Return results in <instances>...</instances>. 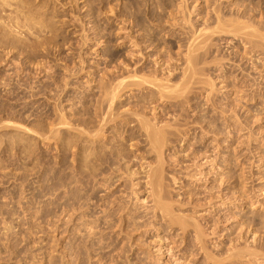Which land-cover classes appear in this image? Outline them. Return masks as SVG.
Wrapping results in <instances>:
<instances>
[{
	"label": "rangeland",
	"instance_id": "1",
	"mask_svg": "<svg viewBox=\"0 0 264 264\" xmlns=\"http://www.w3.org/2000/svg\"><path fill=\"white\" fill-rule=\"evenodd\" d=\"M9 1L8 6L0 2V264H224L227 257L249 246L252 251H260V257H232L225 264H264V0ZM233 15L238 18L237 25L241 22L239 29L249 26L250 31H239L237 25L233 30ZM215 16L227 19L226 24L232 20V28L227 26L230 34L226 28L225 33L215 31L212 39L205 35L196 40L200 30L214 28ZM252 28L258 29L253 33L257 37L251 33ZM250 33L254 38H249ZM208 38L211 40L206 49H211L210 54L199 61V76L187 87L183 99H159L157 89L142 84L139 87L136 79L134 84L133 80L126 81L124 86L131 88L119 90L121 94L118 92L111 109L105 102V88H115L118 79L132 76L141 68L145 72L139 77L155 71L158 79L168 78L166 86L180 85L188 70L187 48ZM169 71L175 72L171 78L166 75ZM154 106L159 107L155 113ZM104 114L109 118L103 119ZM143 120L150 125L158 123L161 131L166 125L170 126L166 131H176V137L164 142L161 154L155 149L151 152L152 145L143 135ZM95 130L97 136L90 138ZM111 150L113 154L118 150L124 157L118 154L119 159ZM106 152L118 158L111 157L116 163L103 164ZM158 164L164 168L159 169ZM92 166L97 168L93 170ZM155 171L159 173L152 179L156 186L152 187L150 176ZM154 193L163 197L164 204H170L172 215L167 212L171 218L156 209ZM174 217L187 222L193 218L192 222L200 224L208 256L195 240V228L190 226L183 237ZM249 218L257 219L255 225ZM252 232L260 241L257 246ZM209 254L217 258L216 263L207 260Z\"/></svg>",
	"mask_w": 264,
	"mask_h": 264
},
{
	"label": "bare ground",
	"instance_id": "2",
	"mask_svg": "<svg viewBox=\"0 0 264 264\" xmlns=\"http://www.w3.org/2000/svg\"><path fill=\"white\" fill-rule=\"evenodd\" d=\"M182 1H185V0H182ZM182 1H181V2H182ZM187 1H189V0H187ZM199 1H200V0H199ZM217 1H218V0H217ZM0 2H2V3L4 2V4H6V3H7V4H8V3H11L9 0H0ZM16 2H17V1H16ZM192 2H194V1H192ZM192 2H191V3H192ZM208 2H209V1H208ZM210 2H211V0H210ZM18 3H19V2H18ZM21 3H22V2H21ZM185 3H187V2H185ZM4 4H2V5H4ZM7 4H6V5H7ZM152 4H153V3H152ZM187 4H188V3H187ZM195 4H196V3H195ZM219 4H220V3H219ZM222 4H223V3H222ZM248 4H249V3H248ZM253 4H254V3H253ZM2 5H1V6H2ZM169 5H170V4H169ZM190 5H191V4H190ZM204 5H205V4H204ZM212 5H213V4H212ZM245 5H246V4H245ZM7 6H8V5H7ZM17 6H19V5H17ZM20 6H21V5H20ZM20 6H19V8H21ZM206 6H207V5H206ZM206 6H205V7H206ZM9 7H10V4H9ZM11 7H12V6H11ZM113 7H114V5H113ZM187 7H188V6H187ZM187 7H186V9H189V8H187ZM194 7H195V6H194ZM203 7H204V6H203ZM238 7H239V5H238ZM256 7H257V6H256ZM17 8H18V7H17ZM19 8H18V9H19ZM23 8H24V7H23ZM111 8H112V7H111ZM140 8H141V7H140ZM195 8H198V7H195ZM195 8H194V10H196ZM216 8H217V6H216ZM223 8H224V7H223ZM226 8H227V7H226ZM243 8H244V7H243ZM263 8H264V7H263ZM103 9H104V8H103ZM178 9H179V8H178ZM180 9H181V7H180ZM201 9H202V8H201ZM260 9H261V8H260ZM110 10H111V9H110ZM147 10H148V9H147ZM182 10H183V9H182ZM184 10H185V9H184ZM184 10L182 11V13L184 12ZM242 10H243V9H242ZM251 10H252V9H251ZM253 10H254V9H253ZM256 10H257V9H256ZM256 10H255V11H256ZM0 11H3V10L1 9ZM6 11H8V10H6ZM20 11H21V10H20ZM106 11H107V10H106ZM106 11H105V12H106ZM112 11H113V9H112ZM115 11H116V10H115ZM115 11H114V12H115ZM118 11H119V10H118ZM187 11H188V10H187ZM187 11H186V12H187ZM245 11H246V10H245ZM248 11H249V10H248ZM248 11H246V12H248ZM114 12L112 13L113 15H114ZM186 12H185V14H186ZM189 12H191V11H189ZM189 12H188V15H189ZM193 12H194V11H193ZM193 12H192V13H193ZM222 12H223V11H222ZM232 12H233V11H232ZM241 12H242V11H241ZM1 13H2V12H1ZM11 13H12V12H11ZM11 13H10V14H11ZM18 13H19V11H18ZM21 13H22V12H21ZM109 13H110V12H109ZM180 13H181V12H180ZM192 13H191V14H192ZM214 13H215V11H214ZM220 13H221V11H220ZM7 14H8V12H7ZM12 14H13V13H12ZM107 14H108V13H107ZM185 14L183 15V17H185ZM210 14H211V13H210ZM212 14H213V13H212ZM222 14H223V13H222ZM246 14H247V13H246ZM246 14H245V15H246ZM248 14H249V13H248ZM250 14H251V13H250ZM260 14H261V13H260ZM263 14H264V13H263ZM193 15H194V13H193ZM193 15H192V16H193ZM2 16H3V15H2ZM4 16H5V15H4ZM32 16H33V15H32ZM171 16H172V15H171ZM190 16H191V15H190ZM216 16H217V14H216ZM216 16H215V17H216ZM235 16H236V15H235ZM238 16H239V15H238ZM250 16H251V15H250ZM256 16H257V15H256ZM261 16H262V15H261ZM261 16H260V17H261ZM9 17H10V16H9ZM11 17H12V16H11ZM20 17H21V16H20ZM26 17H27V16H26ZM122 17H123V16H122ZM179 17H180V16H179ZM224 17H225V16H224ZM233 17H234V15H233ZM251 17H252V16H251ZM251 17H250V20H251ZM5 18H6V17H5ZM123 18H124V17H123ZM199 18H200V17H199ZM231 18H232V17H231ZM247 18H248V17H247ZM262 18H263V17H262ZM3 19H4V18H3ZM8 19H9V18H8ZM22 19H24V18H22ZM124 19H125V18H124ZM156 19H157V18H156ZM168 19H169V18H168ZM187 19H188V18H187ZM187 19H186V17H185V21H186ZM237 19H238V18H237ZM237 19H235V17H234V20H233L234 22H232V20H231V21L229 20V24H230V26H231L232 24H234V23L237 21ZM241 19H242V18H241ZM248 19H249V18H248ZM14 20H15V18H14ZM190 20H191V19H190ZM223 20H225V19L220 18V17H216V23H214V25H215V24H216V25L214 26V28L212 27L213 25L211 26L213 29H211V27H210V29H209V27L206 28V29H202V30L199 31V34H200V35L198 36L197 39H196L195 37H192V38H194V41H195V39H196V40H198L199 38L201 39V37L203 38V36H205V35H206V36L210 35V37H211L214 33H215V35H216V32H217V31H219V32H224V33H225L226 28H227V26H228L229 24H226V23H228V20H227V19H226L225 21H223ZM235 20H236V21H235ZM250 20H248V21H250ZM9 21H10V19H9ZM124 21H125V20H124ZM168 21H169V20H168ZM197 21H198V20H197ZM226 21H227V22H226ZM244 21H245V20H244ZM246 21H247V20H246ZM254 21H255V20H254ZM261 21H262V20H260V23H261ZM14 22H15V21H14ZM14 22H12V23H14ZM149 22H150V21H149ZM154 22H155V21H154ZM158 22H159V21H158ZM186 22H187V21H186ZM206 22H207V21H206ZM230 22H232V24H231ZM238 22H239V21H238ZM257 22H258V21H257ZM127 23H128V22H127ZM166 23H168V22H166ZM170 23H171V22H170ZM183 23H185V22H183ZM187 23H188V22H187ZM189 23H191V21H190ZM239 23H241V22H239ZM239 23H238V25H237V22H236V23L233 25V28H232V26H231V28H232L233 30H235V29L238 30L239 27H240V26H239V25H240ZM23 24H25V23H23ZM111 24H112V23H111ZM210 24H211V23H210ZM6 25H7V24H6ZM166 25H168V24H166ZM170 25H171V24H170ZM189 25H190V24H189ZM192 25H193V24H192ZM206 25H207V24H206ZM208 25H209V24H208ZM235 25H237V28H235ZM260 25H261V24H260ZM13 26H14V25H13ZM178 26H179V24H178ZM184 26H185V25H184ZM190 26H191V25H190ZM230 26H229V27H230ZM262 26H263V23H262ZM43 27H44V26H43ZM167 27H168V26H167ZM171 27H172V25H171ZM179 27H181V26H179ZM186 27H187V25H186ZM202 27H203V26H202ZM202 27H201V28H202ZM204 27H205V25H204ZM229 27L227 28V33L232 31V30H231V31L229 30ZM245 27H246V28H244V27H243V28H240L239 31H243V29H244V31H245V29L248 31V28H249V31H250L251 28H250L249 26H245ZM164 28H165V27H164ZM175 28H176V27H175ZM175 28H174V29H175ZM192 28H193V26H192ZM231 28H230V29H231ZM234 28H235V29H234ZM260 28H261V27H260ZM33 29H34V28H33ZM181 29L183 30V28H181ZM188 29H189V28H188ZM190 29H191V28H190ZM193 29H194V28H193ZM193 29H192V30H193ZM196 29H197V28H196ZM196 29H195V30H196ZM199 29H200V28H199ZM241 29H242V30H241ZM35 30H36V29H35ZM41 30H42V32H43V29H41ZM170 30H171V29H170ZM184 30H185V29H184ZM220 30H221V31H220ZM228 30H229V31H228ZM237 30H236V31H237ZM253 30H254V32H253ZM257 30H258V29H257ZM257 30L255 31V29L252 28L251 33H252V34H253V33H257V32H258ZM261 30H262V29H261ZM14 31H15V30H14ZM125 31H126V30H125ZM154 31H155V30H154ZM215 31H216V32H215ZM239 31H237V32H235V33H238ZM244 31H243V32H244ZM247 31H246V33L248 34ZM36 32H37V30H36ZM39 32H40V31H39ZM131 32H132V31H131ZM183 32H184V31H183ZM187 32H189V31H187ZM190 32H191V31H190ZM233 32H234V31H233ZM243 32H242V33H243ZM263 32H264V31H263ZM150 33H151V32H149V34H150ZM161 33H162V32H161ZM172 33H173V32H172ZM197 33H198V30H196V31L194 32L195 36H196ZM235 33H234V34H235ZM239 33H241V32H239ZM251 33H250V37H249V38H254V36L251 37V35H252ZM109 34H110V33H109ZM127 34H128V33H127ZM189 34H190V33H189ZM189 34H188V35H189ZM217 34H218V32H217ZM228 34H230V33H228ZM258 34H260V32H259ZM258 34H257V35H258ZM145 35H146V34H145ZM150 35H151V34H150ZM150 35H149V37H151ZM222 35H223V34H222ZM224 35H225V34H224ZM237 35H238V34H237ZM253 35H255V37H257L256 34H253ZM40 36H41V35H40ZM117 36H118V35H117ZM129 36H130V35H129ZM191 36H192V35H191ZM206 36H205V37H206ZM245 36H246V35H245ZM132 37H133V36H132ZM153 37H154V36H153ZM213 37H214V36H213ZM213 37H211V39H212ZM263 37H264V36H263ZM37 38H38V37H37ZM40 38H41V37H40ZM134 38H135V37H134ZM146 38H148V37H146ZM188 38H189V37H188ZM188 38H187V39H188ZM127 39H128V38H127ZM154 39H155V38H154ZM205 39H206V38H205ZM211 39L208 38L207 40H204L203 42L198 43V45H196V46H194V43H193L192 45L190 44L188 48L186 47V48L188 49V52H187L188 54L186 53V54H187V61H186V62H187L188 70H185V72H184V75H183V76H184V80L181 79L183 82L179 80V81L181 82L180 85H174V86H173V85L171 84V86H169V85L166 86L164 83L167 82V81H169L168 78H166L167 81H165V80H166L165 77H164L163 79H161V80H160V78L158 79L159 75H158L157 73H155V71H154V72H151V74H150L149 76H143V75H142L143 77H139L140 72H143L145 69H144V68H141V69H138V68H137L138 70L135 71V74H133L132 76H127V77H126V76H125V77L122 76V77H123L122 80L118 79L119 81H118L117 86H115V88L113 87V89H112V88L110 87V88H111V89H110V88L107 87L109 90H108L107 88H105V91H106V92L104 91V94H105V97H104V98H105V102H106V100L109 102V104H110V109H111V107H112V105H113V103H114V100H115L116 98H118V96L121 94V92H120V91L122 90L121 88L123 87V88L127 89V87H128V88L130 87L129 85H128L127 87L124 86V85H127L126 81H128V80H130V81L133 80V81L131 82V84H134V83H135L134 80H136V79H137V82H138V84H137V82H136V84L139 85V87H140V85L142 84V86H143V85H146V86L149 85V87L151 86V87H153L154 89H157V93L159 94V95H158L159 99H163V98H167V99L169 98V99H170V98H171L172 100H173V99H176V100H177V99L179 98L178 100H181L180 98H182V96L184 95L185 91L188 89L187 87H188V86H191L192 80H194V77L198 75V70H197L198 68H196V67H197V65L199 64V61H200L201 59H203L204 56L206 57V55L210 54L209 52H210L211 49H210V48L206 49V45L208 44V40H211ZM256 39H257V38H256ZM260 39L262 40L261 37H260ZM260 39H259V40H260ZM129 40H130V39H129ZM150 40H151V38H150ZM152 40H153V38H152ZM261 40H260V41H261ZM4 41H5V40H4ZM250 41H251V40H250ZM250 41H249V42H250ZM37 42H38V41H37ZM187 42L190 43L189 41H187ZM192 42H193V41H192ZM257 42H258V41H256L255 43H257ZM5 43H7V42L5 41ZM5 43H4V44H5ZM124 43H125V42H124ZM159 43H160V42H159ZM206 43H207V44H206ZM259 43H261V42H259ZM7 44H8V43H7ZM39 44H41V42H40ZM210 44H211V43H210ZM210 44H209V45H210ZM251 44H252V43H251ZM251 44H250V45H251ZM253 44H254V43H253ZM261 44H262V43H261ZM261 44H260V45H261ZM12 45H13V44H12ZM36 45H37V43H36ZM137 45H138V44H137ZM143 45H144V44H143ZM147 45H148V44H147ZM154 45H155V44H154ZM181 45H182V44H181ZM184 45H185V44H184ZM257 45H258V44H257ZM10 46H11V44H10ZM13 46H14V45H13ZM135 46H136V45H135ZM138 46H139V45H138ZM263 46H264V45H263ZM14 47H15V46H14ZM133 47H134V46H133ZM163 47H164V46H163ZM163 47H162V48H163ZM173 47H174V46H173ZM180 47H182V46H180ZM210 47H211V46H210ZM254 47H255V46H254ZM257 47H258V46H257ZM261 47H262V46H261ZM37 48H38V46H37ZM137 48H138V47H137ZM212 48H213V47H212ZM255 48H256V47H255ZM112 49H113V48H112ZM141 49H142V48H141ZM179 49H180V48H179ZM183 49H184V48H183ZM253 49H254V48H253ZM260 49H261V48H260ZM36 50H37V49H36ZM134 50H135V49H134ZM136 51H137V50H136ZM141 51H142V50H141ZM141 51H140V52H141ZM180 51H181V50H180ZM200 51H201V53H202L203 51H204V52H203L202 54H198V55H197V53H199ZM254 51H255V50H254ZM211 52H212V51H211ZM138 53H139V52H138ZM138 53H137V54H138ZM173 53H174V52H173ZM182 53H183V52H182ZM134 54H135V53H134ZM140 54H141V53H139V55H140ZM186 54H185V55H186ZM213 54H214V53H213ZM213 54H212V55H213ZM132 55H133V54H132ZM177 55H178V54H177ZM185 55H184V56H185ZM109 56H110V55H109ZM135 56H136V55H135ZM140 56H141V55H140ZM144 56H145V55H144ZM148 56H149V55H148ZM156 56H157V55H156ZM156 56H155V57H156ZM162 56H163V55H162ZM167 56H168V55H167ZM153 57H154V56H153ZM168 57H169V56H168ZM182 58H183V57H182ZM185 58H186V57H185ZM206 58H207V57H206ZM214 58H215V57H214ZM107 59H108V58H107ZM138 59H139V58H138ZM145 59H146V58H145ZM157 59H158V58H157ZM159 59H161V55H160ZM177 59H179V57H178ZM204 59H205V58H204ZM216 59H217V58H216ZM113 60H114V59H113ZM163 60H164V59H163ZM163 60H162V61H163ZM132 61H133V60H132ZM140 61H141V60H140ZM156 61H157V60H156ZM182 61H183V60H182ZM201 61H203V60H201ZM211 61H213V60L211 59ZM133 62H134V61H133ZM154 62H155V61H154ZM221 62H222V61H221ZM84 63H85V62H84ZM151 63H152V62H151ZM158 63H159V62H158ZM158 63H157V65H160V64H161V63H160V64H158ZM165 63H166V62H165ZM171 63H172V62H171ZM174 63H175V62H174ZM184 63H185V62H184ZM203 63H204V62H203ZM207 63H208V62H207ZM147 64H148V63H147ZM169 64H170V62H169ZM169 64H167V65L169 66ZM122 65H123V64H122ZM127 65H128V64H127ZM155 65H156V64H155ZM157 65H156L155 67H157ZM167 65H166V66H167ZM170 65H171V64H170ZM200 65H201V64H200ZM204 65H205V64H204ZM213 65H214V64H213ZM160 66L162 67V65H160ZM182 66H183V64H182ZM206 66H207V65H206ZM206 66H205V67H206ZM125 67H126V66H125ZM150 67H152V66H150ZM199 67H200V66H199ZM202 67H204V66H202ZM224 67H225V66H224ZM169 68H170V66H169ZM169 68H168V69H169ZM208 68H209V67H208ZM210 68H211V67H210ZM126 69H127V68H126ZM186 69H187V67H186ZM203 69L205 70V68H203ZM211 69H212V68H211ZM211 69H210V70H211ZM124 70H125V69H124ZM146 70H147V69H146ZM165 70H166V69H165ZM171 70H173V68H172ZM171 70H170V71H171ZM117 71H118V70H117ZM125 71H126V70H125ZM129 71H130V70H129ZM133 71H134V70H133ZM149 71H150V70H148V72H149ZM167 71H168V70H167ZM170 71H169V73L167 72L166 75H167V77H170V78H171V76H172L171 73H172L174 70H173L171 73H170ZM131 72H132V71H131ZM131 72H130V74H131ZM144 72H145V71H144ZM144 72H143V73H144ZM148 72H147V73H148ZM180 72H181V71H180ZM226 72H227V71H226ZM128 73H129V72H128ZM132 73H133V72H132ZM161 73H162V72H161ZM173 73H175V72H173ZM109 74H111V73H109ZM124 74H125V73H124ZM130 74H129V75H130ZM168 74H169V75H168ZM182 74H183V73H182ZM204 74H205V73H204ZM122 75H123V74H122ZM147 75H148V74H147ZM162 75H163V73H162ZM174 75H175V74H174ZM198 76H199V75H198ZM174 77H175V76H174ZM174 77H173V78H174ZM177 77H178V76H177ZM177 77H176V78H177ZM181 77H182V75H181ZM173 78H172V79H173ZM176 78H174V79H176ZM179 78H180V77H179ZM182 78H183V77H182ZM195 78H196V77H195ZM115 79H116V78H115ZM174 79H173V80H174ZM199 79H200V78H199ZM116 80H117V79H116ZM138 80H139V81H138ZM177 80H178V79H177ZM197 80H198V79H197ZM111 81H112V80H111ZM130 81H129V82H130ZM164 81H165V82H164ZM174 81H175V80H174ZM174 81H173V83H176V84H177V82H174ZM200 81H201V80H200ZM106 82H109V81H106ZM129 82H128V83H129ZM133 82H134V83H133ZM193 82H194V81H193ZM196 82H197V81H196ZM198 82H199V81H198ZM170 83H171V82H170ZM199 83H200V82H199ZM201 83H202V82H201ZM211 83H212V82H211ZM108 84H110V83H108ZM113 84H114V82H113ZM136 84H135V86H136ZM168 84H169V83H168ZM178 84H179V82H178ZM209 84H210V83H209ZM105 85H106V84H105ZM111 85H112V84H111ZM111 85H110V86H111ZM211 85H212V84H211ZM211 85H210V86H211ZM101 86H102V85H101ZM107 86H108V85H107ZM132 86H133V85H132ZM135 86H134V88H139L138 86H137V87H135ZM214 86H215V85H214ZM104 87H105V86H104ZM192 87H194V86H192ZM130 88H131V87H130ZM130 88H129V89H130ZM194 88H195V87H194ZM210 88H211V87H210ZM120 89H121V90H120ZM192 89H193V88H192ZM196 89H197V88H196ZM103 90H104V89H103ZM119 90H120V91H119ZM124 91H125V90H124ZM148 91H149V90H148ZM154 91H155V90H154ZM100 92H101V91H100ZM118 92H119V95H118ZM150 92H151V91H150ZM195 92H196V91H195ZM102 93H103V92H102ZM124 93H125V92H124ZM190 93H191V92H190ZM104 94H103V96H104ZM122 94H123V93H122ZM150 94H151V93H150ZM150 94H149V95H150ZM172 94H175V95H172ZM211 94H212V93H211ZM149 95H148V96H149ZM153 95H154V94H153ZM153 95H152V96H153ZM155 95H156V94H155ZM176 95H177V96H176ZM190 95H191V94H190ZM101 96H102V94H101ZM209 96H210V95H209ZM217 96H218V95H217ZM217 96H215V97H217ZM149 97H150V96H149ZM156 97H157V96H156ZM215 97H214V98H215ZM104 98H102V100H103ZM140 98H141V97H140ZM188 98H189V96H188ZM142 99H143V98H142ZM150 99H151V98H150ZM152 99H153V97H152ZM156 99H157V98H156ZM156 99H155V100H156ZM167 99H166V100H167ZM169 99H168V100H169ZM171 99H170V100H171ZM182 99H183V98H182ZM163 100H165V99H163ZM178 100H177V101H178ZM184 100L187 101L186 98H185ZM184 100H183V101H184ZM208 100H209V99H208ZM100 101H101V100H100ZM152 101H153V100H152ZM152 101H151V102H152ZM192 101H193V100H192ZM209 101H210V100H209ZM101 102H102V101H101ZM105 102L103 101V103H105ZM145 102L147 103V101H144V103H145ZM151 102H150V103H151ZM153 102H154V101H153ZM164 102H165V101H164ZM172 102H173V101H172ZM210 102H211V101H210ZM217 102H218V101H217ZM103 103H101V104L105 106V104H103ZM162 103H163V101H162ZM166 103H167V102H166ZM177 103L179 104V102H177ZM180 103H181V102H180ZM191 103H193V102H191ZM196 103H197V102H196ZM106 104H107V103H106ZM109 104H108V106H109ZM147 104H149V102H148ZM181 104L183 105V102H182ZM189 104H190V103H189ZM200 104H201V103H200ZM72 105H73V104H72ZM132 105H133V104H132ZM137 105H138V103H137ZM137 105H136V106H137ZM141 105H142V104H141ZM141 105H140V106H141ZM150 105H151V104H150ZM169 105H170V104H169ZM172 105H173V107L177 106V105H174V104H172ZM138 106H139V105H138ZM157 106H158V105H157ZM160 106H161V105H160ZM148 107H149V106H148ZM154 107H155V106H154ZM173 107H172V108H173ZM178 107H179V106H178ZM178 107H175L174 110L177 109ZM217 107H218V106H217ZM217 107H216V108H217ZM230 107H231V106H230ZM94 108H95V107H94ZM96 108H97V107H96ZM133 108H134V107H133ZM138 108H139V107H138ZM144 108H145V107H144ZM144 108H143V109H144ZM169 108H171V107H169ZM179 108H180V107H179ZM179 108H178V110H179ZM182 108H183V107H182ZM182 108H181V109H182ZM184 108H185V107H184ZM189 108H190V107H189ZM197 108H198V107H197ZM62 109H63V108H62ZM100 109H101V108H99V109L97 108V110H100ZM102 109H103V108H102ZM115 109H116V108H115ZM147 109H149V108H147ZM151 109H152V107H151ZM161 109H162V108H161ZM165 109H166V108H165ZM198 109H199V108H198ZM59 110H60V109H59ZM105 110H106V108H105ZM144 110H145V109H144ZM158 110H159V107H158V108L155 107V108H154V113L157 112ZM174 110H173V111H174ZM184 110H186V108H185ZM227 110H228V109H227ZM102 111H103V110H102ZM108 111H109V110H108ZM108 111H107V112H108ZM116 111H117V109H116ZM129 111H130V110H129ZM132 111H133V110H132ZM136 111H137V110H136ZM148 111H149V110H147V112H148ZM163 111H164V110H163ZM165 111H166V110H165ZM165 111H164V113L166 114ZM171 111H172V110H171ZM182 111H183V110H182ZM200 111H201V110H200ZM218 111H219V110H218ZM224 111H225V110H224ZM58 112H59V111H58ZM61 112H62V111H61ZM105 112H106V111H105ZM137 112H138V111H137ZM145 112H146V111H145ZM177 112H178V111H177ZM186 112H187V111H185V113H186ZM204 112H205V111H204ZM62 113H63V112H62ZM64 113H65V112H64ZM89 113H90V112H89ZM98 113H99V112H98ZM109 113H110V112H109ZM135 113H136V112H135ZM135 113H134V114H135ZM139 113H140V112H139ZM139 113H138V114H139ZM159 113H160V112H159ZM220 113H221V112H220ZM58 114H59V113H58ZM58 114H56V115H58ZM90 114H91V113H90ZM116 114H117V113H116ZM136 114H137V113H136ZM161 114H163V113H161ZM178 114H179V113H178ZM215 114H216V113H215ZM96 115H97V114H96ZM99 115H100V114H99ZM118 115H120V114H118ZM143 115H144V114H143ZM143 115H142V116H143ZM163 115H164V114H163ZM180 115H181V114H180ZM206 115H207V114H206ZM65 116H66V115H65ZM88 116H89V115H88ZM88 116H87V117H88ZM97 116H98V115H97ZM101 116H102V115H100V117H101ZM115 116H116V115H115ZM134 116H135V115H134ZM137 116H138V115H137ZM139 116H140V115H139ZM155 116H156V115H155ZM155 116H154V117H155ZM165 116H166V115H165ZM182 116H183V115H182ZM186 116H187V115H186ZM188 116H189V115H188ZM199 116H200V115H199ZM57 117H58V116H57ZM105 117H106V115L104 114V116H103L102 118L105 119ZM211 117H212V116H211ZM223 117H224V116H223ZM66 118H67V117H66ZM96 118H98V117H96ZM106 118H107V117H106ZM108 118H109V117H108ZM108 118H107V119H108ZM110 118H111V117H110ZM127 118H128V117H127ZM181 118H184V117H181ZM199 118H200V117H199ZM201 118H202V117H201ZM206 118H207V117H206ZM206 118H205V119H206ZM58 119H59V118H58ZM61 119H62V118H61ZM99 119H100V118H99ZM121 119H122V117H121ZM140 119L142 120L141 117H140ZM143 119L145 120L146 118L144 117ZM156 119L158 120L157 117H156ZM156 119H155V120H156ZM162 119H163V118H162ZM64 120H65V119H64ZM64 120H62V124H66V123L63 122ZM96 120H97V119H96ZM117 120H118V119H117ZM131 120H132V119H131ZM141 120H140V121H141ZM144 120H143V127H142L143 129H142V130L145 131V132H143V133H145V134H143V135L146 136V138L150 141L149 143H151L150 145H152L153 151H151V152H154V149H155V151H157V152L159 151L160 154H161V149H162V151H163V147L165 146V143H164V142H167L166 140H168V141L170 140V141H171V139H170L169 137H171V136H173V135L176 137V131H175V134H174L173 132H171V131H170V132H169V131H166L167 128H170L169 125H168V127H167V125H166V128H165V127L162 128V129H165V130L161 131V127H160V129H159V128H157L158 126H156L158 123L155 124V123H156V122H155V123H154L155 125H154V124H153L154 121H153V122H151L152 125H150L149 122H147V123L145 122V123H146V124H145V123H144ZM157 120H156V121H157ZM59 121H61V120H59ZM65 121H66V120H65ZM84 121H85V120H84ZM94 121H95V120H94ZM99 121H100V120H99ZM104 121H105V120H104ZM137 121H138V117H137ZM146 121H147V119H146ZM176 121H177V120H176ZM183 121H184V120H183ZM202 121H203V120H202ZM228 121H229V120H228ZM54 122H55V121H54ZM87 122H88V121H87ZM101 122H102V121H101ZM111 122H112V121H111ZM117 122H118V121H117ZM129 122H130V121H129ZM131 122H133V121H131ZM135 122H136V121H135ZM60 123H61V122H60ZM83 123H84V122H83ZM88 123H89L88 125L91 124V122H88ZM92 123H94V122L92 121ZM99 123H100V122H99ZM99 123H98V124H99ZM106 123H108V122H106ZM109 123H110V122H109ZM115 123H116V122H115ZM139 123H142V121L139 122ZM160 123H161V122H160ZM162 123H163V122H162ZM189 123H190V122H189ZM79 124H81V122H80ZM100 124H101V123H100ZM100 124H99V125H100ZM102 124H103V123H102ZM175 124H177V123H175ZM52 125H53V124H52ZM59 125H61V124H59ZM83 125H85V124H83ZM103 125H104V124H103ZM119 125H120V124H119ZM186 125H187V124H186ZM198 125H199V122H198ZM223 125H224V124H223ZM28 126H29V125H28ZM63 126H64V125H63ZM67 126H68V125H67ZM86 126H87V125H86ZM86 126H85V127H86ZM105 126H106V124H105ZM105 126H104V127H105ZM117 126H118V125H117ZM154 126H155V127H154ZM203 126H204V125H203ZM203 126H201V127H203ZM51 127H53V126H51ZM57 127H58V125H57ZM60 127H61V126H60ZM94 127H95V126H94ZM98 127H99V126H98ZM101 127H102V126H101ZM101 127H99V128H101ZM132 127H133V126H132ZM213 127H214V126H213ZM83 128H84V127H83ZM87 128H88V127H87ZM89 128H90V127H89ZM92 128H93V126H92ZM99 128H98V132L100 131ZM102 128H103V127H102ZM102 128H101V129H102ZM207 128H208V127H207ZM35 129H36V128H35ZM52 129H53V128H52ZM93 129H94V128H93ZM93 129H91V130H93ZM117 129H118V128H117ZM122 129H123V128H122ZM37 130H38V128H37ZM83 130H84V129H83ZM112 130H113V129H112ZM142 130H141V131H142ZM168 130H169V129H168ZM179 130H181V129H179ZM214 130H215V129H214ZM25 131H26V130H25ZM32 131H33V129H32ZM87 131H88V130H87ZM87 131H86V132H87ZM89 131H90V130H89ZM93 131H94V130H93ZM93 131H92V133H93ZM135 131H136V130H135ZM135 131H134V133H135ZM173 131H174V130H173ZM189 131H190V130H189ZM26 132H27V131H26ZM28 132H30V131H29V128H28ZM35 132H36V131H35ZM86 132L84 131V134H86ZM90 132H91V131H90ZM90 132H89V133H90ZM96 132H97V130H95L94 134H90V138H91L92 135H93V136L96 135V134H95ZM98 132H97V133H98ZM100 132H101V131H100ZM104 132H105V130H104ZM104 132H103V133H104ZM139 132H140V131H139ZM187 132H188V131H187ZM37 133H39V132H37ZM103 133H102V134H103ZM114 133H116V132H114ZM134 133H133V135H134ZM179 133H180V132H179ZM215 133H217V132H215ZM61 134H62V133H61ZM63 134H64V133H63ZM84 134H81V135H84ZM131 134H132V133H131ZM180 134H181V133H180ZM218 134H219V132H218ZM78 135H79V134H78ZM100 135H101V133H100ZM126 135H127V134H126ZM59 136H61V135H59ZM62 136H63V135H62ZM85 136H86V135H84V137H85ZM93 136H92V138H95L97 135H96L95 137H93ZM103 136H104V134H103ZM130 136H131V135H130ZM65 137H66V136H65ZM81 137H82V136H81ZM87 137H88V136H87ZM175 137H174V138H175ZM52 138H53V137H52ZM61 138H62V137H61ZM61 138H60V139H61ZM77 138H78V137H77ZM79 138H80V137H79ZM85 138H86V137H85ZM98 138H99V137H98ZM98 138H97V139H98ZM100 138H101V137H100ZM105 138H106V137H105ZM137 138H139V137H137ZM58 139H59V138H58ZM62 139H63V138H62ZM74 139H75V137H74ZM132 139H133V138H132ZM142 139H143V138H142ZM176 139H177V138H176ZM66 140H67V139H66ZM68 140H69V139H68ZM75 140H76V139H75ZM79 140H80V139H79ZM148 140H147V141H148ZM173 140H175V139H173ZM173 140H172V141H173ZM56 141H57V140H56ZM77 141H78V140H77ZM86 141H87V140H86ZM93 141H94V140H93ZM98 141H99V140H98ZM59 142H60V141H59ZM68 142H69V141H68ZM88 142H89V141H88ZM95 142H96V141H95ZM143 142H144V141H143ZM176 142H177V140H176ZM176 142H174V143H176ZM200 142H202V141H200ZM70 143H71V141H70ZM79 143H80V142H79ZM83 143H84V142H83ZM83 143H82V144H83ZM119 143H120V142H119ZM145 143H146V142H145ZM147 143H148V142H147ZM170 143H171V142H170ZM74 144H75V143H74ZM76 144H77V143H76ZM87 144H90V146H91L93 143H90V142H89V143H87ZM103 144H104V143H103ZM116 144H117V143H116ZM168 144H169V142H168ZM71 145H73V144H71ZM119 145H120V144H119ZM122 145H124V144H122ZM166 145H167V143H166ZM173 145H174V144H173ZM77 146H78V144H77ZM84 146H85V144H84ZM167 146H171V144H170V145H167ZM71 147H72V146H71ZM74 147H76V146L74 145ZM95 147H96V146H94V148H95ZM113 147H116V146H113ZM65 148H66V147H65ZM83 148H84V147H83ZM90 148H92V147H90ZM97 148H98V147H97ZM101 148H102V147H101ZM101 148H100V149H101ZM111 148H112V146H111ZM125 148H127V147H125ZM135 148H136V147H135ZM137 148H138V147H137ZM198 148H199V146H198ZM84 149H85V148H84ZM196 149H197V148H196ZM80 150H81V149H80ZM106 150H107V149H106ZM120 150L123 151L122 149H120ZM127 150H129V148H127ZM130 150H131V149H130ZM151 150H152V149H151ZM115 151H117L116 153L114 152L115 154H113V151H112V150H111V153H112L114 156L119 157L118 154L121 155V152L119 153L118 150H115ZM131 151H132V150H131ZM145 151H146V150H145ZM147 151H148V150H147ZM75 152H76V151H75ZM85 152H86V151H85ZM85 152H84V153H85ZM125 152H126V151H125ZM128 152H129V151H128ZM159 152H158V153H159ZM163 152H164V151H163ZM96 153H97V152H96ZM104 153H105V151H104ZM109 153H110V152H109ZM132 153H134V152L132 151ZM154 153H155V152H154ZM158 153H157V154H158ZM73 154H74V153H73ZM77 154H78V153H77ZM106 154L108 155L107 152H106ZM124 154H125V153H124ZM193 154H194V153H193ZM200 154H201V153H200ZM100 155H101V154H100ZM104 155H105V154H104ZM104 155H103V156H104ZM107 155H106V156H107ZM109 155H110V154H109ZM109 155H108V156H109ZM127 155H128V153H127ZM127 155L125 154V156H127ZM133 155H134V154H133ZM197 155H198V154H197ZM197 155H196V153H195V157H196V159H197ZM202 155H203V154H202ZM88 156H89V155H88ZM90 156H91V155H90ZM90 156H89V157H90ZM103 156H102L101 161H102V162L104 161V163H103L104 165L106 164V161H108L110 164L114 162V160L111 159V157L114 158V156H112V155L109 156L110 161L107 159L106 156H104V157H103ZM121 156H123V155H121ZM129 156H130V155H129ZM156 156H157V155H156ZM159 156H161V155H159ZM162 156H163V155H162ZM74 157H75V156H74ZM94 157H95V156H94ZM117 157H115V158H117ZM123 157H124V156H123ZM199 157L201 158V155H200ZM206 157H207V156H206ZM76 158H77V157H76ZM83 158H85V157H83ZM86 158H87V160H90V158H89V159H88V157H86ZM115 158H114V159H115ZM126 158L129 159V157H126ZM160 158H161V157H159V159H160ZM162 158H163V157H162ZM106 159H107V160H106ZM117 159H118V158H117ZM119 159H120V157H119ZM124 159H125V158H124ZM81 160H82V159H81ZM96 160H97V159H96ZM163 160H164V159H163ZM163 160H162V161H163ZM214 160H215V159H214ZM79 161H80V160H79ZM90 161H91V160H90ZM116 161H117V160H116ZM121 161H122V160H121ZM123 161H124V160H123ZM126 161H127V160H126ZM131 161H133V160H131ZM95 162H96V161H95ZM99 162H100V161H99ZM108 162H107V163H108ZM87 163H88V162H87ZM89 163H90V162H89ZM97 163H98V162H97ZM114 163H116V162H114ZM119 163H120V162H119ZM121 163L123 164V162H121ZM121 163H120V164H121ZM130 163L132 164V162H130ZM133 163H134V162H133ZM193 163H195V162H193ZM209 163H211V162H209ZM214 163H215V162H214ZM83 164H84V162H83ZM95 164H96V163H95ZM101 164H102V163H101ZM103 164H102V165H103ZM110 164H109V166H110ZM122 164H121V166H122ZM124 164H125V161H124ZM179 164H180V163H179ZM211 164H212V163H211ZM88 165H89V164H88ZM88 165L86 166V167H87L86 169L89 168ZM114 165H115V164H114ZM127 165H128V164H127ZM171 165H172V164H171ZM193 165H194V164H193ZM98 166L100 167L99 164H98ZM106 166H107V165H106ZM121 166H120V168H121ZM93 167H94V166H92V168H91V167H90V168L93 169V170L97 168V167H95V168H93ZM102 167H103V166H102ZM104 167H105V166H104ZM104 167H103V168L100 167V169H104ZM110 167H111V166H110ZM124 167H125V166H124ZM124 167H123V168H124ZM129 167H130V166H129ZM160 167H161V166H160ZM162 167H163V166H162ZM162 167H161V168H162ZM197 167H198V166H197ZM77 168H78V167H77ZM81 168H82V167H81ZM158 168H159V164H158ZM161 168H159V169H161ZM163 168H164V167H163ZM212 168L215 169L216 167H215L214 165H212ZM106 169H107V168H106ZM117 169H118V166H117L116 170H117ZM127 169H129V168H127ZM93 170H92V171H93ZM118 170H120V169H118ZM77 171H80V170H77ZM82 171H83V170H82ZM86 171H87V170H86ZM127 171H128V170H127ZM231 171H232V170H231ZM87 172H88V171H87ZM100 172H101V171H100ZM111 172L113 173V171H111ZM116 172H117V171H116ZM199 172H200V171H199ZM91 173H92V172H91ZM102 173H103V172H102ZM126 173H127V172H126ZM139 173H140V172H139ZM155 173H156V171H155ZM155 173H154V174H151V176H150V179H151V184H150V185H151L152 187H156L155 185L153 186V183H154V182L152 181V179L155 178V176L157 175V173H159V171H157L156 174H155ZM88 174H89V173H88ZM92 174H94V171H93ZM95 174H96V173H95ZM95 174H94V175H95ZM99 174H100V173H99ZM119 174H121V172H120ZM128 174H129V173H128ZM160 174H161V173H160ZM200 174H201V173H200ZM86 175H87V174H86ZM130 175H131V174H130ZM87 176H88V175H87ZM97 176H98V175H97ZM117 176H118V175H117ZM127 176H128V175H127ZM132 176H133V174H132ZM134 176H135V175H134ZM136 176H137V175H136ZM202 176H203V175H202ZM95 177H96V176H95ZM156 177H157V176H156ZM196 177H197V176H196ZM100 178H101V177H100ZM108 178H109V177H108ZM108 178H107V179H108ZM194 178H195V177H194ZM226 178H227V177H226ZM107 179H106V180H107ZM111 179H112V178H111ZM113 179H114V178H113ZM118 179H120V178H118ZM118 179H117V180H118ZM90 180H91V179H90ZM117 180H116V181H117ZM155 180H156V179H155ZM228 180H229V179H228ZM111 181H112V180H111ZM225 181H226V180H225ZM225 181H224V183H225ZM93 182H94V181H92V183H93ZM103 182H104V181H103ZM103 182H102V183H103ZM105 182H106V181H105ZM114 182H115V181H114ZM126 182H127V181H126ZM126 182H125V183H126ZM229 182H230V181H229ZM95 183H96V182H95ZM127 183H128V182H127ZM98 184H99V182H98ZM154 184H155V183H154ZM222 184H223V183H222ZM229 184H230V183H229ZM106 185H107V184H106ZM125 185H127V184H125ZM99 186H100V185H99ZM128 186H129V185H128ZM101 187H102V186H101ZM158 187H159V185H158ZM88 188H89V187H88ZM110 188H111V187H110ZM114 188H115V187H114ZM89 189H90V188H89ZM126 189H127V188H126ZM132 189H133V188H132ZM92 190H93V189H92ZM92 190H91V191H92ZM100 190H101V189H100ZM134 190H135V189H134ZM225 190H226V189H225ZM124 191H125V190H124ZM135 191H136V190H135ZM219 191H220V189H219ZM221 192H222V191H221ZM94 193H95V191H94ZM159 193H160V192H159ZM159 193H156V194L154 193V194H153L154 197L156 196V200L154 199V203H155L156 209L158 210V208H159L160 210L164 211L165 213H164V212H163V213H164L166 216H165V215H163V216H165V217L167 218V216H169V214L171 213V212H170V208H169V206H168V205H170V204H164V203H163L164 199H163V197H162ZM219 193H220V192H219ZM131 194H132V193H131ZM161 194H162V192H161ZM90 195H91V194H90ZM90 195H89V196H90ZM92 195H93V192H92ZM92 195H91V196H92ZM136 195H137V194H136ZM164 195H165V194H164ZM209 195H210V194H209ZM93 196L95 197V195H93ZM93 196H92V197H93ZM168 196H169V195H168ZM92 197H91V198H92ZM96 197H97V196H96ZM130 197H131V196H130ZM169 197H170V196H169ZM194 197H195V195H194ZM211 197H212V196H211ZM217 197H218V196H217ZM87 198H88V197H87ZM170 198H171V197H170ZM212 198H213V197H212ZM212 198H211V199H212ZM219 198H220V197H219ZM233 198H234V197H233ZM233 198H232V199H233ZM93 199H94V198H93ZM108 199H109V198H108ZM118 199H119V197H118ZM230 199H231V197H230ZM236 199H237V198H236ZM89 200H90V199H89ZM110 200H111V199H110ZM215 200H216V199H215ZM215 200H214V201H215ZM220 200H221V199H220ZM228 200H229V198H228ZM233 200H234V199H233ZM86 201H87V200H86ZM114 201H115V199H114ZM122 201H123V200H122ZM199 201H200V200H199ZM234 201H235V200H234ZM226 202H227V201H226ZM113 203H114V202H113ZM168 203H169V202H168ZM189 203H190V202H189ZM199 203H200V202H199ZM228 203H229V202H228ZM232 203H233V202H232ZM118 204H119V203H118ZM126 204H127V203H126ZM201 204L203 205V203H201ZM211 204H212V203H211ZM211 204H210V205H211ZM104 205H105V204H104ZM108 205H109V204H108ZM113 205H114V204H113ZM116 205H117V204H116ZM208 205H209V204H208ZM212 205H213V204H212ZM253 205H254V204H253ZM109 206H110V205H109ZM119 206H120V205H119ZM122 206H123V205H122ZM167 206H168V207H167ZM189 206H190V205H189ZM199 206H200V205H199ZM113 207H114V206H113ZM127 207H128V206H127ZM160 207H161V208H160ZM118 208H119V207H118ZM121 208H123V207H121ZM121 208H120V209H121ZM153 208H154V207H153ZM153 208H152L151 210H153ZM163 208H164V209H163ZM166 208H167V210H165ZM168 208H169V209H168ZM199 208H200V207H199ZM109 209H110V208H109ZM116 209H117V208H116ZM156 209H154V210H156ZM194 209H196V207H195ZM172 210H173V209H172ZM172 210H171V211H172ZM229 210H230V209H229ZM117 211H118V210H117ZM167 211H169L170 213H168ZM120 212H121V211H120ZM196 212H197V211H196ZM118 213H119V212H118ZM121 213H122V212H121ZM154 213H155V212H154ZM232 213H235V212H232ZM125 214H126V212H125ZM128 214H129V213H128ZM143 214H144V213H143ZM157 214H158V213H157ZM173 214H175V213H173ZM117 215H118V214H117ZM120 215H121V214H120ZM148 215H149V214H148ZM161 215H162V214H161ZM171 215H172V213H171ZM171 215H170V216H171ZM194 215H195V214H194ZM238 215H239V214H238ZM130 216H131V215H130ZM170 216H169V217H170ZM175 216L177 217V215H175ZM191 216H193V215H191ZM235 216H236V215H235ZM252 216H253V215H252ZM135 217H136V216H135ZM142 217H143V216H142ZM169 217H168V218H169ZM172 217H173V216H172ZM176 217H174V218H176ZM178 217H179V216H178ZM188 217H189V216H188ZM193 217H194V216H193ZM254 217H255V216H254ZM257 217H258V216H257ZM136 218H137V217H136ZM136 218H135V219H136ZM149 218H150V217H149ZM170 218H171V217H170ZM174 218H172V219H174ZM182 218H183V217H182ZM182 218L180 219V221L178 220L179 218H176V219L178 220V222H177V220L174 219V221H176V222H177L178 224H180V226H181V227H180V228H181V232H180V233H182V234L184 235L183 237H185V235H187V233L189 232V230H188V232H187V229H188L190 226H193L192 228H195V231L197 232V233H196V234H197V239H195V240H196V242H198V243L201 244V248H200V250L203 251V252L205 253V255L208 256V254H207L206 252L209 253V251H207L208 249L206 248V245L204 244V243H206V242H205L206 240H203V239H205V238H203V233L201 234V231H200V230H201L202 227L199 228L200 224L198 223V224H199V226H198V224L196 223L195 220H194L195 222H192L193 218H192L191 221H190L191 223H190L189 221L187 222V219L185 218V219H186L185 221L187 222V223H186L184 220H182ZM194 218H195V217H194ZM233 218H235V217H232V219H233ZM121 219H122V218H121ZM133 219H134V218H133ZM135 219H134V220H135ZM144 219H146V218H144ZM147 219H148V218H147ZM147 219H146V220H147ZM197 219H198V218H197ZM220 219H221V218H220ZM223 219H224V218H223ZM226 219H227V218H226ZM253 219H254V218H253ZM261 219H262V218H261ZM139 220H140V219H139ZM146 220H145V221H146ZM181 220H182V221H181ZM188 220H189V219H188ZM234 220H235V219H234ZM234 220H233V221H234ZM251 220H252V219H251ZM251 220H250V218H249V221H251ZM256 220H257V219H256ZM256 220H254V221L252 220L253 223H254ZM258 220H259V217H258ZM262 220H263V219H262ZM101 221H102V220H101ZM143 221H144V220H143ZM204 221H205V220H204ZM260 221H261V220H260ZM263 221H264V220H263ZM123 222H124V221H123ZM138 222H139V221H138ZM169 222H170V221H169ZM171 222H172V224H173V220H171ZM198 222H199V221H198ZM205 222H206V221H205ZM258 222H259V221H257V223H258ZM140 223H141V221H140ZM189 223H190V224H189ZM193 223H194V224H193ZM195 223H196V224H195ZM249 223H250V225H251V222H249ZM253 223H252V224H253ZM126 224H127V223H126ZM128 224H129V222H128ZM135 224H136V223H135ZM138 224H139V223H138ZM143 224H144V223H143ZM172 224H171V226L173 227ZM229 224H230V223H229ZM114 225H115V224H114ZM175 225H177V224H174V226H175ZM253 225H255V223H254ZM253 225H251V226H253ZM256 225H258V224H256ZM105 226H106V225H105ZM121 226H122V225H121ZM133 226H134V225H133ZM145 226H146V225H145ZM177 226H178V225H177ZM202 226H203V225H202ZM244 226H246V225L244 224ZM247 226H248V224H247ZM247 226H246V227H247ZM137 227H138V226H137ZM168 227H169V226H168ZM122 228H123V227H122ZM128 228H129V227H128ZM170 228H171V227H170ZM178 228H179V226H178ZM192 228H190V229H192ZM131 230H132V229H131ZM129 231H130V230H129ZM129 231H128V232H129ZM215 231H216V230H215ZM202 232H203V231H202ZM205 232H206V231H205ZM206 233H207V232H206ZM214 233H215V232H214ZM242 233H243V232H242ZM237 234H238V233H237ZM239 234H240V232H239ZM252 234L254 235V244H256V246H257V245L259 244L260 241H259V242L257 241L258 239H256L257 237H256V235H255L253 232H252ZM94 235H95V234H94ZM94 235H93V236H94ZM178 235H179V234H178ZM204 237H205V236H204ZM92 238H93V237H92ZM122 238H123V237H122ZM206 238H208V237H206ZM235 238H236V237H235ZM104 239H105V238H104ZM183 239H184V238H183ZM236 239H237V238H236ZM259 239H260V237H259ZM125 240H126V239H125ZM233 240H234V239H233ZM233 240H232V241H233ZM183 241H184V240H183ZM237 241H238V240H237ZM184 242H186V241H184ZM95 243H96V242H95ZM261 243H262V242H261ZM164 244H165V243H164ZM236 244H237V243H236ZM254 244H253V245H254ZM103 245H105V244H103ZM126 245H127V244H126ZM232 245H233V244H232ZM234 245H235V244H234ZM234 245H233V246H234ZM160 246H161V245H160ZM106 247H108V245H107ZM231 247H232V246H231ZM236 247H237V246H235V248H236ZM122 248H123V247H122ZM193 248H194V247H193ZM248 248H250V249H248ZM248 248H246L245 250H244L243 248H242L243 250H239V249H238L239 251H237V250L235 249V250L237 251V253L234 254V255L232 254L233 256L230 255L229 257H227V259H225V261L229 260L230 258L232 259V257H233V258H234V257H236V258H237V257H239V258H245L246 256H247V257H251V256H252V257L255 258L256 256L261 255V254H260V251L258 252L259 254L256 252V251H257L256 248H255L256 251H255V250L252 251L254 248L251 249L250 246H249ZM259 248H260V247H259ZM102 249H103V248H102ZM104 249H105V248H104ZM197 249H198V248H197ZM231 249H232V251H233V248H231ZM89 250H90V249H89ZM124 250H125V247H124ZM235 250H234V251H235ZM92 251H93V250H92ZM94 251H95V250H94ZM96 251H97V249H96ZM159 251H160V250H159ZM163 251H164V250H163ZM191 251H192V250H191ZM201 251H200V252H201ZM83 252H84V250H83ZM122 252H124V251L122 250ZM127 252H128V251H127ZM230 252H231V251H230ZM106 253H107V252H106ZM106 253H105V254H106ZM129 253H130V252H129ZM168 253H172V252H171V251H168ZM210 253H211V252H210ZM232 253H233V252H232ZM234 253H235V252H234ZM109 254H110V253H109ZM122 254H123V253H122ZM193 254H194V253H193ZM196 254H197V253H196ZM263 254H264V252H263ZM98 255H99V254H98ZM197 255H198V254H197ZM199 255H200V254H199ZM201 255H202V254H201ZM201 255H200V256H201ZM226 255H228V254H226ZM95 256H96V255H95ZM222 256H224V255H222ZM263 256H264V255H263ZM120 257H123V256H120ZM196 257H197V256H196ZM209 257H211L210 254H209ZM247 257H246V258H247ZM259 257H260V256H259ZM98 258H99V257H98ZM257 258H258V257H257ZM262 258H264V257H262ZM122 259H123V258H122ZM213 259H214V258H213V256H212L210 259L208 258L207 260H210V261L212 260V261H214V260L217 259V258H215L214 260H213ZM248 259H249V258H248ZM260 259H261V258H260ZM236 260H237V259H236ZM240 260H241V259H240ZM252 260H253V259H252ZM193 261H194V260H193ZM195 261H197V260H195ZM225 261H223L224 264H225ZM241 261H242V260H241ZM248 261H249V260H248ZM250 261H251V260H250ZM255 261H256V260H255ZM227 262H228V261H227ZM263 262H264V261H263ZM194 263H195V262H194ZM210 263H211V262H210ZM215 263H216V260H215ZM229 263H230V262H229ZM238 263H239V262H238ZM249 263H250V262H249ZM252 263H253V262H252ZM252 263H251V264H252ZM234 264H235V263H234Z\"/></svg>",
	"mask_w": 264,
	"mask_h": 264
}]
</instances>
